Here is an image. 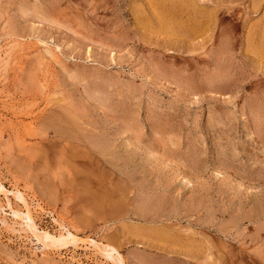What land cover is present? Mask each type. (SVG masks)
<instances>
[{
	"label": "rangeland",
	"instance_id": "obj_1",
	"mask_svg": "<svg viewBox=\"0 0 264 264\" xmlns=\"http://www.w3.org/2000/svg\"><path fill=\"white\" fill-rule=\"evenodd\" d=\"M106 244L264 264V0H0V264Z\"/></svg>",
	"mask_w": 264,
	"mask_h": 264
},
{
	"label": "bare ground",
	"instance_id": "obj_2",
	"mask_svg": "<svg viewBox=\"0 0 264 264\" xmlns=\"http://www.w3.org/2000/svg\"><path fill=\"white\" fill-rule=\"evenodd\" d=\"M20 200H22L25 205L27 204L25 199H23L22 197H19ZM27 207V206H26ZM28 208V207H27ZM27 213L26 215L24 213H21V211H15V215H17L18 217L21 216V214H24L25 215V219H26V222H27V226L29 227V229L34 232V234L37 236V237H42L41 239H44V240H47V241H50L51 243H59V244H67L69 243L73 238H75V234L73 232H71L70 230L66 229V232L64 233H60L58 235H55V234H52L50 232H41L38 227L36 226L35 224V221L32 217V214L30 213L31 211L29 209H27ZM24 217V216H23ZM40 233H42L40 235ZM76 239V238H75ZM43 240V241H44ZM45 241V242H47ZM104 249V252L106 254H108V256L110 258H112V260L114 262H117L119 264H125V262L122 260V257L120 256V254L118 253V250L115 246L113 245H109V244H106L105 245V248Z\"/></svg>",
	"mask_w": 264,
	"mask_h": 264
}]
</instances>
